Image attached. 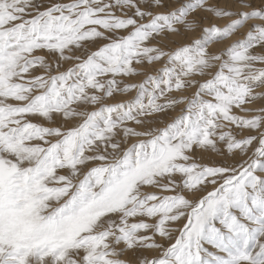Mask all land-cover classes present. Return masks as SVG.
Instances as JSON below:
<instances>
[{"label": "snow or ice", "instance_id": "1", "mask_svg": "<svg viewBox=\"0 0 264 264\" xmlns=\"http://www.w3.org/2000/svg\"><path fill=\"white\" fill-rule=\"evenodd\" d=\"M0 264H264V0H0Z\"/></svg>", "mask_w": 264, "mask_h": 264}, {"label": "rangeland", "instance_id": "2", "mask_svg": "<svg viewBox=\"0 0 264 264\" xmlns=\"http://www.w3.org/2000/svg\"><path fill=\"white\" fill-rule=\"evenodd\" d=\"M180 2H182V0H180ZM225 22H226V21H224V20L219 21V23H221V24H223V23H225ZM199 35H200V32H199V30H197V31L192 32V33L189 34V39L196 38V37H198ZM213 47H216V46L214 45ZM137 79L139 80V79H142V78H137Z\"/></svg>", "mask_w": 264, "mask_h": 264}]
</instances>
